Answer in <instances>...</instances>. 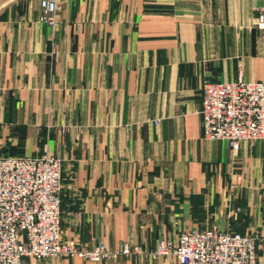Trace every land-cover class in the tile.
Here are the masks:
<instances>
[{
	"label": "crops",
	"instance_id": "obj_1",
	"mask_svg": "<svg viewBox=\"0 0 264 264\" xmlns=\"http://www.w3.org/2000/svg\"><path fill=\"white\" fill-rule=\"evenodd\" d=\"M57 2L52 25L41 0H0V154L63 159L65 240L142 252L24 264H180L161 239L259 233L264 139H207L201 108L205 80L264 81V0Z\"/></svg>",
	"mask_w": 264,
	"mask_h": 264
},
{
	"label": "built area",
	"instance_id": "obj_2",
	"mask_svg": "<svg viewBox=\"0 0 264 264\" xmlns=\"http://www.w3.org/2000/svg\"><path fill=\"white\" fill-rule=\"evenodd\" d=\"M58 7L57 0H41L40 20L55 25ZM254 24L264 29V7L258 9ZM202 96L207 139L226 141L232 150L240 141L264 139V81L205 80ZM63 171V159L56 155L0 154V264L65 256L101 262L141 253L139 245L113 249L100 243L81 248L63 238ZM258 241H264V224L259 233L193 229L183 231L176 241L161 239L153 255H172L180 264H258Z\"/></svg>",
	"mask_w": 264,
	"mask_h": 264
},
{
	"label": "trees",
	"instance_id": "obj_3",
	"mask_svg": "<svg viewBox=\"0 0 264 264\" xmlns=\"http://www.w3.org/2000/svg\"><path fill=\"white\" fill-rule=\"evenodd\" d=\"M240 233H242V232H240Z\"/></svg>",
	"mask_w": 264,
	"mask_h": 264
}]
</instances>
